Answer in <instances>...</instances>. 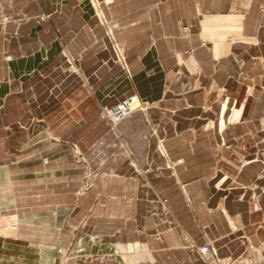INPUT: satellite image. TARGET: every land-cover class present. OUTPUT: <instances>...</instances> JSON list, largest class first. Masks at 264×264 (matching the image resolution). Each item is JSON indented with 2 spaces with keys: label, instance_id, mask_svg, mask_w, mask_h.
Segmentation results:
<instances>
[{
  "label": "crops",
  "instance_id": "obj_1",
  "mask_svg": "<svg viewBox=\"0 0 264 264\" xmlns=\"http://www.w3.org/2000/svg\"><path fill=\"white\" fill-rule=\"evenodd\" d=\"M10 2L13 10L23 9L32 16L40 14L42 6L54 5V0ZM72 4L73 0L65 1L64 17L54 15L49 23L43 22L40 34H32L33 38L43 36L49 49L58 48L57 55L65 47L69 55L81 58L82 77L64 73L66 84L61 94L52 90L53 95L45 100L55 104L49 113L59 120V125L56 121L47 131L59 135V127L73 125V119H86V125L102 136L94 145L95 152L101 154L97 163L93 161V153L87 154L95 168L96 186L83 196L88 205L78 214L92 213L96 217L88 218L86 229L102 237L97 239V246L108 247L105 251L114 250L122 241L137 239L146 243L149 252L145 254L152 257L143 261L139 248L134 253L124 251L117 258L99 257L104 251H98L97 258L82 260V264L205 263L200 253L189 250V246L192 243L202 246L213 240L217 247L209 232L221 228L225 231V248H219L223 256L234 258L243 252L244 247L237 239L242 234L249 237L252 245L261 244L264 166L250 159L264 147V130L259 123L264 116V109L259 106L264 104V92L257 88L254 96L246 97V83H238L234 76L239 69L235 56L243 59L250 54L264 56V0H116L112 6L105 5V15L118 22L115 37L126 50L129 76L126 74L129 69L113 61L110 40L99 22L94 19L87 24L88 20L80 15L85 20L84 30L82 34H74ZM216 17L222 21L219 28L211 24ZM180 21L194 28L190 39L180 36ZM233 22L240 28L239 34L222 31ZM150 35L156 38L155 47ZM239 35L256 42L237 40ZM23 39L25 35L20 34L21 42ZM7 48V34L0 31V135H9L6 126L10 103H21L15 93L21 92L26 69H34L18 48L8 60ZM189 48H193L192 57L178 66L174 51ZM240 49L243 51L239 52ZM40 50L39 46L38 54ZM108 54L110 60L106 63L104 58ZM243 69L247 74L259 76L264 68L259 61H248ZM77 80L81 85L75 89ZM259 82L264 83V78H258L257 85ZM221 86L226 88L230 102L236 99L245 104L239 122L227 120L224 103L215 96ZM133 94L148 99L152 103L150 108H134L117 121L111 115L108 120L99 113L101 105L109 107L117 103L109 107L115 108ZM253 103L257 104L256 110L252 109ZM204 105L212 106V112L203 114ZM222 113L227 120L225 129L204 126L203 119L216 121ZM54 145V151L47 154L53 159L51 168L58 150L69 153L68 146ZM247 158L240 168L239 163ZM223 177L224 187L219 189L216 182ZM35 183L40 184L41 191L48 192L49 199L74 198L70 175H40ZM57 183L64 184V192L55 197ZM252 183L255 186H249ZM236 184L243 186L239 188ZM255 194H259L257 201L253 199ZM171 216L176 221L169 226ZM139 226H144L147 234H137ZM261 247L258 251L264 264V242ZM135 256L137 259L133 261ZM29 261V256L21 257V264Z\"/></svg>",
  "mask_w": 264,
  "mask_h": 264
},
{
  "label": "rangeland",
  "instance_id": "obj_2",
  "mask_svg": "<svg viewBox=\"0 0 264 264\" xmlns=\"http://www.w3.org/2000/svg\"><path fill=\"white\" fill-rule=\"evenodd\" d=\"M65 1L67 0H54L53 6H42L40 14L35 16H32V14L27 13L23 9L13 10L10 0L7 2L6 0L0 1V31H3V34H7L8 42V54L5 56L8 60L12 59L16 55L14 54L16 48H18L19 54H23L25 60H28L30 65L34 67L33 70L26 69L24 72L25 81L22 83L24 85L20 88L21 92L15 93L20 96L21 103H10L9 119L6 126V129L10 132L9 135H0V264H21V257L27 256L31 260L28 262L29 264L33 262L35 264H82L85 259L97 258L98 251H104L100 253L101 255L99 254V257L106 255L105 257L107 258H117L124 251H132L134 253L135 248H139L140 254L145 258L142 259L143 261L147 259L152 260V257L150 258L148 254H145V252H149L146 243L137 239L122 241L116 244L114 250L105 251L108 247L97 246V239L101 240L100 238L102 237L96 235V232L93 234L86 229L87 220L90 217H94L92 213H89L90 216L78 214L83 206L86 207L88 205V200H82L83 196H86L96 186L95 172L93 171L95 168H92V164L93 161L97 163V159L101 154L100 152H95L96 147L94 145L102 136L94 133V127L86 125V119H73V125H69L66 128L59 127L57 129L59 135L49 134L47 131L50 124L52 126L57 121L59 125V120H55L52 117V113H49L50 109H54L55 104L45 100L49 99L50 94L53 95L52 90L54 92L57 89L54 94H61L66 84L64 73L67 72L68 76L76 74L82 77L83 72L80 70L81 58L69 55L65 47H62L60 54L57 55L59 52L58 48L55 50L49 49L43 41V36L41 38H33L32 34H40L44 30L43 22L47 21L49 23V20L54 15H62L64 11L62 7ZM114 1L116 0H73V30L75 31L74 34H82L84 30L83 25L85 24L84 19L88 20L87 24L91 23L94 19L96 22H99L103 26L105 34L108 35L107 38L110 40L113 61L120 64L116 53V48H120L121 52L118 54L125 62H121L123 63L122 68L125 65L127 66L126 68L129 69L127 70L129 73L125 72L129 76L131 71L126 50L115 37V29L118 28V22L115 19H109L103 11L105 5L112 6ZM42 14L47 16L45 20L42 19ZM62 16L64 17V15ZM215 21L211 23L214 25L213 28L222 25V21L218 17H216ZM234 23L228 24L226 29L222 31L227 34L228 30H230V32L239 34L238 32H241L240 28ZM50 27L52 28V25ZM179 27L181 30H179V34L183 38L190 39L194 34V28L191 24L180 21ZM20 34L25 35L23 42L20 40ZM149 34L153 33L150 32ZM237 37V40L243 42L253 44L256 42L255 39L243 38L242 35ZM150 40L152 41V47H155V36L150 35ZM20 42L22 46H20ZM39 46L41 50L38 54L39 51L37 52L36 49ZM242 47L245 48L244 46ZM192 49H186L184 52L174 51L173 58H175L178 66L185 64V60L192 55ZM34 50L35 52L33 53ZM242 51L241 49L239 50V52ZM246 53H250V51L248 52L247 50ZM235 59L239 69L234 77L238 83H246L244 85L246 97L254 96L257 88L263 93L264 83L259 82V85H257V79L264 78V69L259 76H254L249 73L247 74L248 71L243 68L248 61H252L253 63L259 61L264 68V56H253L250 54L247 59L239 56H235ZM104 60L106 63L110 60L109 54ZM80 85L79 81L74 88L78 89ZM92 88L96 90L94 87ZM133 95L122 99L121 101L123 102L119 103L118 106H122L134 97L143 104L144 110H148L152 105L148 99L141 98L137 94ZM215 96L226 105L224 111H227V120L229 122H239L245 104H241V101L236 99L230 102L229 96L226 94V88L222 86L217 88ZM116 104L109 107H113ZM105 105L107 104L101 105L99 113L102 117L109 120V114L103 110L104 107H107ZM256 106L257 104L253 103L252 109L256 110ZM259 106L261 110L264 109V104L260 103ZM16 108H21L22 112L15 111ZM132 109L134 108L132 107ZM201 110L203 114L211 113L212 106L204 105L201 107ZM219 117V121L206 117L208 120L203 119L205 121L204 126L207 128H215L216 126L219 131H222L226 127L225 125L221 129L220 121L224 117V114L222 113ZM259 123L260 128L264 130V116L259 119ZM221 142L224 143L223 138ZM55 143H57V147L59 144L68 146L69 153H66L65 150H58L56 158H54V165L51 168L50 163L53 159L48 157L47 154H51L54 151L52 149ZM87 154L93 155V161H89ZM247 160L248 158L243 159L239 163L240 168ZM252 161H260L264 166V147L250 159V162ZM138 171L144 172L145 170ZM50 173H55L57 176L67 174L73 177V199L67 198V200H61V197L49 199L48 192L41 191L40 184L35 182L40 175H48ZM221 180L216 182L219 189L224 187L225 178L223 177ZM251 185L255 186L253 183L249 184V186ZM236 186L240 188L243 185L236 184ZM56 187L58 190L56 191V195H53L55 197L64 192V184L57 183ZM253 199L257 201L259 194H255ZM97 201L96 199L95 202ZM84 202H86L85 205H83ZM90 211H93V207ZM221 216L223 217V211ZM171 217L168 220L169 226L173 225L176 221L174 217ZM136 232L137 234H147L144 226H139ZM204 233L208 236L206 232ZM224 233L223 228L219 231L209 232L210 237L216 239L218 247L214 245L215 242L213 240L208 241L215 249V253L212 256H206L202 252L201 248L203 245L196 246L192 243L189 246V250L200 253L205 262L203 263L200 260L201 264H261L263 258L258 250H262L261 246H263L264 241L261 244L252 245L249 237L246 234H242L237 239L244 247L243 254L241 253L233 258L232 256H223L219 249L224 250L225 248ZM43 242L45 244H42ZM135 259H137L136 256L133 258V261ZM136 264L145 263L137 261Z\"/></svg>",
  "mask_w": 264,
  "mask_h": 264
},
{
  "label": "bare ground",
  "instance_id": "obj_3",
  "mask_svg": "<svg viewBox=\"0 0 264 264\" xmlns=\"http://www.w3.org/2000/svg\"><path fill=\"white\" fill-rule=\"evenodd\" d=\"M46 17L47 16L45 14L42 15V19H45ZM116 49H117V52L116 53H117V57H118L117 59H118V61L120 63L121 62H124L122 60V58L119 56V54H118L119 52H121L120 48H116ZM121 64H123V63H121ZM125 67H127V66L125 65ZM224 106H226V105H224ZM132 107L133 108H140V109H143L144 108L143 104L139 100H136V97H134V98L130 99L129 102L124 103L122 106H117L115 108L104 107L103 110H104V112H106V113L109 114V115L107 114L108 116L111 115L113 117L114 121H117V120L123 118L131 110ZM222 112H223V110H222ZM220 122H221V129H223L225 127V125H226V122H225L224 118H222V120ZM207 245L212 246V244L208 242V243H206V244L203 245V247L201 248V250H202V252L206 256H212L214 253L212 251L206 250V246Z\"/></svg>",
  "mask_w": 264,
  "mask_h": 264
},
{
  "label": "built area",
  "instance_id": "obj_4",
  "mask_svg": "<svg viewBox=\"0 0 264 264\" xmlns=\"http://www.w3.org/2000/svg\"><path fill=\"white\" fill-rule=\"evenodd\" d=\"M206 250H208V251H212L213 253H215V249H214L213 246L207 245V246H206Z\"/></svg>",
  "mask_w": 264,
  "mask_h": 264
}]
</instances>
